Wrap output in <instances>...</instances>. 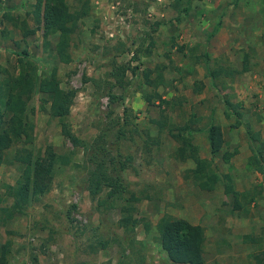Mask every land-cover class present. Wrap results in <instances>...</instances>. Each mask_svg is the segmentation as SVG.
<instances>
[{"label": "rangeland", "instance_id": "obj_1", "mask_svg": "<svg viewBox=\"0 0 264 264\" xmlns=\"http://www.w3.org/2000/svg\"><path fill=\"white\" fill-rule=\"evenodd\" d=\"M36 2L0 0V82L4 70L18 72L16 53L23 49H27L28 58L35 62L40 76L56 65L61 87L75 90L70 113L63 122L75 135L89 142L103 127L111 128L106 144L114 150L113 133L118 125L110 121L121 120L123 108H127L130 122L125 127L126 138L119 141L118 147L123 157L131 155V160L122 174L126 190L116 198L113 208L104 211L102 207L97 208L96 200H92L84 188L88 169L86 164L84 166L82 149L76 150L73 161L79 166L58 169L48 193L34 198L24 214H16L0 225V247L6 241L11 242L9 264H175L167 259L158 244L157 224L166 214L179 218L187 216L190 223L197 221L200 215L199 222L205 228L206 263L230 264L229 225L228 222L214 225L220 214H216L211 205L231 217L233 198L224 194L220 184L215 192L203 194L206 190L195 185L193 176L184 193L185 186L175 181L177 168L174 164L186 166V161L173 157L177 142L166 128L159 131L152 121L160 118L161 109L167 121L176 125L189 122L192 116L198 118L191 125L193 143L198 145L200 156L210 159L218 173L230 172L234 165L225 163L221 155L210 156L205 130L211 122L222 126L225 149L229 152L234 150L232 140L236 137L242 140L247 134L246 124L259 137L253 142L250 140L249 145L259 148L260 132L264 128V0H66L72 11L83 5L89 8L88 15L80 19L73 35L70 46L73 60L68 64L59 63L50 54L58 34L48 37L51 43L48 51L43 48L41 31L23 35L22 23L30 29L35 27L32 12ZM218 3L220 5L216 6ZM182 7H188V12L182 11ZM155 22L161 24L152 32L155 46L148 57L142 56L140 68L155 69L157 65H166L164 82L153 88L145 84L141 69L137 75L128 71L125 91L114 88L116 95L123 96L122 100L110 103L107 95L94 97L98 94L94 81L103 82L109 69L111 53L102 57L103 53L113 51L118 42H124L129 50L118 61H131L133 52L142 42L141 37L146 38ZM215 22L219 27L213 34L211 28ZM149 41H145V45ZM179 46H184L183 51L178 50ZM194 51L200 56L208 52V64L202 56L197 63L192 60L190 55ZM245 55L248 56L246 71L212 82L207 66L223 65L241 70ZM136 64L131 61V65ZM156 76L153 71L150 79ZM84 77L91 80L84 82ZM196 81L203 82L201 90ZM153 90L168 101L167 105L160 104L157 98L147 103L145 95ZM26 99L27 116L35 125L34 139L30 144L18 143L4 152L0 166V194L3 195H7L5 185L15 184L23 169L13 158L17 147H28L34 155H43L48 145L60 154L73 149L70 140L61 132L60 119L49 114V96L34 91ZM108 112L112 114L107 117ZM235 128L239 130L233 135L231 131ZM151 140H158L159 144ZM245 170L246 167L239 173L232 172L238 174L236 187L242 191L248 187ZM109 185L102 195L111 187ZM170 188L175 191L171 195ZM10 202L11 198L7 197V203ZM72 203L77 209L72 212L74 222L69 225L63 211ZM181 205L195 210L194 216L180 212ZM237 211L244 218V210ZM120 219L125 221V226L135 222L133 230H125L119 224ZM86 224L92 227L78 234L79 227ZM218 230L225 231L224 236L217 235ZM95 235L96 238L119 237L118 242L122 243L111 240L107 248L90 252L88 237ZM124 237L133 238L131 247L125 246ZM32 255L37 256L36 261Z\"/></svg>", "mask_w": 264, "mask_h": 264}, {"label": "trees", "instance_id": "obj_2", "mask_svg": "<svg viewBox=\"0 0 264 264\" xmlns=\"http://www.w3.org/2000/svg\"><path fill=\"white\" fill-rule=\"evenodd\" d=\"M182 11L188 12V7H182ZM89 13V8L83 5L75 11H72L66 0H37L35 9L32 12V17L35 23L34 28H28L25 23L23 35L27 36L35 34L38 30L41 31L43 37V48L48 51L50 48V41L48 37L54 34L57 35V40L53 46V51L50 52L55 60L62 64L72 62L70 51L71 41L73 35L79 28V21ZM161 24L155 22L151 31L146 33V38L150 40V44L145 45L147 39L141 37L142 42L136 47L131 57V61H136V65H131V61L119 63L118 58L129 50L124 42H118L113 51L106 50L102 57H107L106 53L110 55L109 69L105 72L106 76L103 82L96 83L94 81L95 92L98 94L94 97L107 95L110 103H115L123 99L122 95H116L114 88H121L125 91V78L129 71L137 75L141 65L143 64V57H148L154 46L152 39V32ZM219 26L213 28V34L217 31ZM184 46H179L178 50L183 51ZM168 56L169 53L167 52ZM18 62V72L12 73L4 70V76L0 82V166L3 160L4 152L11 146L18 143L30 144L34 137V122L27 116V97L34 91H38L49 96V114L52 118H58L62 122L61 132L68 138L73 146V149L65 153H57L54 151L52 145L45 148L43 155H34L30 148L19 146L14 153V159L23 165L22 172L15 184H6L7 195L0 194V225L6 224L13 219L16 214H24L25 209L31 201L43 196L49 192L54 175L58 169L69 165L79 166L73 161L76 150L82 149L84 154V166H87V176L84 180V188L88 192L90 198L96 200V206L99 209L102 207L104 211L109 210L115 206L117 197L122 196V192L126 190L123 182V172L131 160V155L123 157L120 153L118 143L125 139V127L129 124V113L127 108H123L122 119H111L113 125H118L117 131L114 135V150L106 144L107 136L111 133V128L103 127L101 133L92 140V142L83 140L75 135L67 123L63 119L70 113L71 105L75 95L74 89H64L61 87V78L58 73V67L52 66L50 70L43 76L38 74V68L35 62L29 59L27 49H23L16 53ZM191 59L196 63L199 62L200 57L205 58V63L208 64L209 53L204 52L201 56L192 52ZM248 56H244V65L241 70L232 68L231 66L218 65L216 68L207 66V74L214 83L217 78L229 77L232 78L235 74H240L241 71L247 70ZM156 69V70H155ZM155 69L145 67L141 69L145 78V84L153 88L161 85L164 82L163 71L166 65H157ZM156 71L157 76L154 80L150 79V75ZM74 72V71H73ZM91 79L84 77V82ZM96 83V84H95ZM195 84L199 90L204 86L202 81H196ZM128 85V84H127ZM148 104L152 103L153 98L159 99L160 104L168 103L167 100L161 97L157 91L146 94ZM164 109H161V116L158 119H152L158 130L163 131L165 128L168 134L177 142L178 146L173 152V157L180 161L192 160L194 167L192 169V176L194 182L200 189L211 191L220 184L226 196H232L234 210H247L250 199L244 192H241L236 187L235 175L233 170L226 173H218L211 165V160L201 157L199 154L198 145L193 143V129L191 125L198 121V118L192 116L189 122L183 125H176L167 121V116L164 114ZM238 117L241 116L239 111L234 112ZM112 112L107 113V117L111 116ZM227 114H230L227 111ZM246 132L249 139L253 142L258 140V134L252 133L250 126L246 124ZM209 153L211 157L221 155L225 163H230L231 158L237 153L234 149L229 152L225 149V139L223 136V129L219 123L211 122L206 130ZM159 144L158 140H151V143ZM149 143V142H148ZM149 145V144H147ZM146 145V146H147ZM252 156L248 160L247 170H259L264 172V157L263 152L257 147L252 146ZM112 151H115L113 154ZM110 182H113L112 185ZM109 183L111 185H109ZM111 186L105 192L104 188ZM7 197L11 198V202L7 203ZM149 196H147L148 198ZM136 199L139 196L136 195ZM243 201L244 204H243ZM77 209L76 204H69L63 214L71 225L74 222L72 212ZM125 221L120 219L119 224L125 227L127 231H132L134 224L130 226L124 225ZM92 227L90 224L79 227L78 234H83L87 227ZM158 244L161 251H163L167 259L175 264H207L204 256L205 243V228L200 224H192L186 219L173 217L171 215H164L160 218L158 224ZM88 237V247L90 252H97L99 249H105L111 243V240L118 242L121 238H96ZM123 243L125 246L131 247L133 238L124 237ZM96 240V241H95ZM120 243V242H118ZM122 243V241H121ZM120 243V244H121ZM11 253V242L6 241L0 247V264H9V255ZM34 261L37 260L36 255H32ZM259 261V260H258Z\"/></svg>", "mask_w": 264, "mask_h": 264}, {"label": "crops", "instance_id": "obj_3", "mask_svg": "<svg viewBox=\"0 0 264 264\" xmlns=\"http://www.w3.org/2000/svg\"><path fill=\"white\" fill-rule=\"evenodd\" d=\"M219 5L220 4L218 3L216 6ZM216 25L217 23L215 22L211 30H213ZM222 29L224 28L222 27ZM149 40H147L146 42H148ZM237 129L239 130V128H235L231 131V133L233 135H236L238 131ZM232 144L234 149L237 150V153L231 158L230 162H232V164L234 165L233 171L235 173H239L240 171H242V169H245V167L247 168L246 165L248 164V160L252 156V151L250 150L251 145H249L251 144V142L248 135L245 134L242 140H239L237 137L233 139ZM258 147L260 148L258 149L263 151L264 154V128L260 132V143ZM240 157L242 158V160L240 159ZM191 162L192 160L190 159L186 160V166L181 164H174L176 166L174 168H177L174 171V175L177 177L175 178V181L185 186L184 193H186L187 189L190 187L189 183H191L192 169L194 167ZM258 171L259 170H252L251 168H249V170L246 169L245 182L247 184L245 185H247L248 187L244 191L237 188L239 191L243 193L245 192L250 198L246 199V201H249L247 210L244 211V214L240 212L244 218H241V215H238L239 212L234 209V211L232 212V216L226 217L225 211H223L221 208H217V206L209 204L216 214H220L216 219V224H214L215 226H221L224 223L228 222V239L231 243H229V245H232V252H230L229 254L233 259L229 260L230 264H264V172ZM237 175H235V177ZM213 191L214 190L206 191L203 194L207 193V195H209L210 193H213ZM172 192L174 193L175 191L173 188H170V195ZM231 202L233 203V199L231 200ZM191 205L193 206V204ZM180 207V212L185 214L193 213L192 216H194L195 210L189 209L187 206L183 207L181 205ZM197 211H199V209L196 208V212ZM197 217L199 219L201 218L200 215ZM180 218H184L186 220L188 219L187 216H182ZM199 219L191 223L202 225V223L199 222ZM224 233L225 231L220 232L218 230L216 234L219 236H224Z\"/></svg>", "mask_w": 264, "mask_h": 264}]
</instances>
